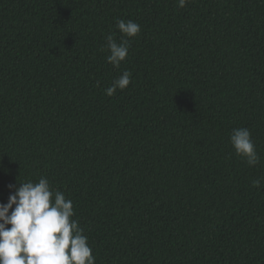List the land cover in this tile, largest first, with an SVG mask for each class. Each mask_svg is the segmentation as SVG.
Masks as SVG:
<instances>
[{"label":"trees","instance_id":"obj_1","mask_svg":"<svg viewBox=\"0 0 264 264\" xmlns=\"http://www.w3.org/2000/svg\"><path fill=\"white\" fill-rule=\"evenodd\" d=\"M42 176L96 264H264V0H0V203Z\"/></svg>","mask_w":264,"mask_h":264},{"label":"clouds","instance_id":"obj_2","mask_svg":"<svg viewBox=\"0 0 264 264\" xmlns=\"http://www.w3.org/2000/svg\"><path fill=\"white\" fill-rule=\"evenodd\" d=\"M188 2L178 0V5L184 8ZM116 27L129 38L141 32L140 25L133 20L120 19ZM106 47L110 52L108 62L119 68L129 55V40L118 43L113 35H108ZM131 82L132 73L125 70L105 93L113 96L117 89L124 90ZM230 140L236 154L249 166L260 163L248 128L234 129ZM260 183L255 180L253 186ZM74 215L73 201L54 189L46 177H40L38 182H20L7 204L0 203V264H96L84 229L72 219Z\"/></svg>","mask_w":264,"mask_h":264}]
</instances>
